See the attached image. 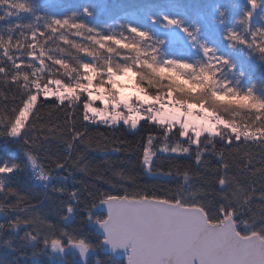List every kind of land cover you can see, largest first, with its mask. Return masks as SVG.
<instances>
[{
  "label": "snow or ice",
  "instance_id": "obj_1",
  "mask_svg": "<svg viewBox=\"0 0 264 264\" xmlns=\"http://www.w3.org/2000/svg\"><path fill=\"white\" fill-rule=\"evenodd\" d=\"M0 264H264V0H0Z\"/></svg>",
  "mask_w": 264,
  "mask_h": 264
},
{
  "label": "trees",
  "instance_id": "obj_2",
  "mask_svg": "<svg viewBox=\"0 0 264 264\" xmlns=\"http://www.w3.org/2000/svg\"><path fill=\"white\" fill-rule=\"evenodd\" d=\"M66 2H70V0H66ZM103 2L108 4H127L133 2V0H103ZM189 2L198 3L202 2V0H189ZM220 2H226V0H220Z\"/></svg>",
  "mask_w": 264,
  "mask_h": 264
}]
</instances>
